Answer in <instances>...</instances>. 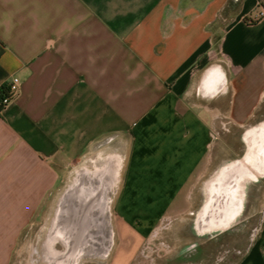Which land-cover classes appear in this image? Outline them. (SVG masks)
<instances>
[{
    "label": "crops",
    "instance_id": "0c3cea01",
    "mask_svg": "<svg viewBox=\"0 0 264 264\" xmlns=\"http://www.w3.org/2000/svg\"><path fill=\"white\" fill-rule=\"evenodd\" d=\"M258 11L254 0H0V87L19 79L0 109V264L17 261L72 164L110 136L128 153L109 264H133L206 168L219 120L242 122L260 101ZM262 213L233 264H264Z\"/></svg>",
    "mask_w": 264,
    "mask_h": 264
},
{
    "label": "water",
    "instance_id": "95a60500",
    "mask_svg": "<svg viewBox=\"0 0 264 264\" xmlns=\"http://www.w3.org/2000/svg\"><path fill=\"white\" fill-rule=\"evenodd\" d=\"M215 67L204 70L200 80ZM219 74L217 88L226 91L227 77ZM222 138L225 144L217 146L190 191L189 210L171 221L179 263L204 261L218 246L243 241L253 229L264 199V92L245 122L223 124ZM127 153V142L110 136L72 164L38 229L36 264L110 263L118 241L113 205Z\"/></svg>",
    "mask_w": 264,
    "mask_h": 264
},
{
    "label": "rangeland",
    "instance_id": "374dc122",
    "mask_svg": "<svg viewBox=\"0 0 264 264\" xmlns=\"http://www.w3.org/2000/svg\"><path fill=\"white\" fill-rule=\"evenodd\" d=\"M235 120H232L235 123H243L246 121L247 118H245L242 122L237 121L239 119H242L240 117H235ZM230 120H219L217 124V134L216 138L213 141V144L211 145L210 152H209V160L216 150L217 146H220L222 144H225L223 137V124L229 122ZM209 163V162H208ZM208 165V164H207ZM207 167V166H206ZM206 169V168H205ZM204 169V171H205ZM203 171V172H204ZM201 173V175L203 174ZM200 175V176H201ZM199 178V177H198ZM197 178V179H198ZM197 179L195 182L190 186L187 195L183 196L182 194L175 198L173 205L169 208L167 211V215L165 218H163L161 224L158 226L156 230L152 233L150 239L145 243L144 247L142 248V251L139 253L137 258L133 261V264H163L165 260L168 258L167 256L169 252H171V256L173 252L177 251V249L180 246V243H178L177 240L174 239V233L172 230H174V224L171 223V221L175 220L177 217L183 215L185 212H187L190 208V202H189V194L192 189V187L195 185ZM263 210H264V199L261 202V207L260 211L257 214L254 222V226L248 237L240 242H235L240 243L239 245L242 246L241 252L244 250L245 247L250 242V239L252 236L256 235V232L260 226V224L263 221ZM39 229V228H38ZM37 230L29 231L23 241V245L21 247H24L25 250L23 251L22 255L18 257L17 261L14 264H36V262L33 260V247L36 243V236L38 233ZM229 244V243H227ZM226 244L220 245L217 248H215L210 256L208 255L206 257V260L201 261V263H204L205 261H208L212 259L215 256L218 258L214 264H233L235 260L238 258V256L232 255L229 253L228 257L224 255V252L221 253L222 250L221 247ZM117 246H118V241H117ZM117 250V248H116ZM115 250V252H116ZM209 252V251H208ZM207 252V254H208ZM221 254V255H220ZM170 256V257H171ZM174 256V255H173ZM172 256V257H173ZM195 262V261H194Z\"/></svg>",
    "mask_w": 264,
    "mask_h": 264
},
{
    "label": "built area",
    "instance_id": "2783aa9c",
    "mask_svg": "<svg viewBox=\"0 0 264 264\" xmlns=\"http://www.w3.org/2000/svg\"><path fill=\"white\" fill-rule=\"evenodd\" d=\"M256 4V8L259 9V11L255 14V16L249 21L250 23H253L255 21H259L264 18V6L262 3V0H254ZM19 87V79L16 77H13L10 84L8 85V93L7 96L1 99L0 101V109L7 106L11 102V100L14 98V96L17 93Z\"/></svg>",
    "mask_w": 264,
    "mask_h": 264
},
{
    "label": "flooded vegetation",
    "instance_id": "af4514ba",
    "mask_svg": "<svg viewBox=\"0 0 264 264\" xmlns=\"http://www.w3.org/2000/svg\"><path fill=\"white\" fill-rule=\"evenodd\" d=\"M240 243H229V244H226V245H224V246H222L221 247V249L220 250H222L221 251V253H223L224 252V255L223 256H227L228 257V255H229V253H230V251H231V253L230 254H232V255H237V256H239L242 252H241V248H242V246H240L239 245ZM171 254V252H169L168 253V255L169 256H167L168 258L165 260V262H163V264H214V262H216V260L218 259L216 256H215V258L213 257L212 259H210V260H208V261H205L204 263H201V261H199V262H197V261H193V262H186L185 263V261L183 262V263H179L177 260H178V258L175 256L176 254H177V251L175 252H173V254H172V256L170 255ZM221 255V254H220ZM171 256V257H170Z\"/></svg>",
    "mask_w": 264,
    "mask_h": 264
},
{
    "label": "trees",
    "instance_id": "16d2710c",
    "mask_svg": "<svg viewBox=\"0 0 264 264\" xmlns=\"http://www.w3.org/2000/svg\"><path fill=\"white\" fill-rule=\"evenodd\" d=\"M245 22H248L247 19H245ZM8 93V86H2L0 87V101L2 98H4L5 96H7Z\"/></svg>",
    "mask_w": 264,
    "mask_h": 264
}]
</instances>
